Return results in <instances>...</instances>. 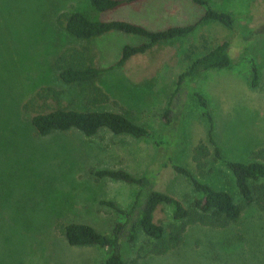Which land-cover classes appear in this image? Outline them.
I'll use <instances>...</instances> for the list:
<instances>
[{
  "label": "rangeland",
  "instance_id": "374dc122",
  "mask_svg": "<svg viewBox=\"0 0 264 264\" xmlns=\"http://www.w3.org/2000/svg\"><path fill=\"white\" fill-rule=\"evenodd\" d=\"M248 24L254 36L248 48L238 32L217 22L197 27L188 37L154 46L107 72L100 86L109 101L88 107L79 87L62 83L54 59L69 45L81 43L57 23L62 12L85 11L95 18L87 0H0V264H103L108 249L72 246L63 226L87 223L108 232L123 216L100 203L114 200L127 210L139 187L96 178L98 169L123 168L135 175L161 171L156 188L191 207L196 193L190 182L171 167L160 168L168 157L187 166L201 181L235 191L232 175L212 154L202 168L192 160L193 148L203 142L212 151L210 123L196 98L188 95L179 121L166 126L161 113L184 67L185 53L195 45L231 43L229 68L208 70L193 88L207 99L213 135L224 156L248 161L264 147V1L209 0ZM203 10L190 0H143L134 8L105 15L125 18L151 29L196 21ZM202 37L207 43L202 42ZM141 38L112 32L92 41L103 66L119 58L122 46ZM258 79L252 86V62ZM42 87L59 92L60 103L79 110H111L146 126L164 144L115 135L105 129L88 137L76 129L40 135L21 109ZM175 113V112H174ZM13 142V143H11ZM155 221L165 229L175 223L169 205L158 206ZM153 240L140 234L126 245V264H264V214L244 210L239 220L224 227L186 224L179 245L165 254L152 252Z\"/></svg>",
  "mask_w": 264,
  "mask_h": 264
},
{
  "label": "trees",
  "instance_id": "16d2710c",
  "mask_svg": "<svg viewBox=\"0 0 264 264\" xmlns=\"http://www.w3.org/2000/svg\"><path fill=\"white\" fill-rule=\"evenodd\" d=\"M143 0H87L94 15L93 18L85 11L60 13L56 20L63 29L79 44L69 45L54 59V68L58 79L67 85L79 87L85 104L96 106L109 101L107 93L100 86V80L107 72L119 69L132 57L144 54L154 46L188 37L197 27L217 22L238 32V36L248 48L254 36L253 29L238 20L230 12L214 8L209 0H190L201 7L203 13L192 23L168 25L163 29H151L144 24L125 18H110L105 15L125 9L134 8ZM264 1V0H263ZM120 32L141 38L135 44L126 43L120 50L119 58L112 64L103 66L98 60V50L92 45L96 38ZM202 42L207 43L202 37ZM203 53L194 56L197 46L191 45L185 53L186 62L174 79V86L168 96L161 113V121L169 126L179 121L182 109L191 94L196 98L202 114L208 118L210 126L207 130L208 141L212 151L203 142L193 148L192 160L198 168H202L205 159L212 154L213 159L222 162L232 175L235 191L220 188L213 182L199 180L185 165L177 164L170 157L160 166L163 169L171 167L176 173L185 177L196 193L191 207L173 195L157 189L156 179L161 171L139 176L123 168L98 169L93 171L96 178H108L115 181L138 185L130 207L125 210L114 200H101L120 215L111 229L102 233L87 223L69 222L63 226L66 241L72 246L96 245L109 250L103 264H126L124 247L134 244L140 234L153 240L152 252L165 254L176 248L181 242L182 232L186 224L197 223L209 227L224 228L239 220L247 208H254L264 214V147L254 151V158L248 161L231 160L224 156L213 135L212 118L207 108V99L193 88V84L208 70H220L230 67L232 58L229 54L231 43L224 40L212 47L203 45ZM252 65V86L258 79L257 64ZM59 92L52 87H42L33 96L23 102L21 109L29 114L27 120L30 126L40 135H48L56 131L76 129L88 137L95 136L105 129L115 135H129L134 138L149 139L162 148L166 141L156 138L152 130L141 125L119 111L111 110H79L60 103ZM175 112V113H174ZM13 143V142H11ZM161 168V169H162ZM169 205L173 225L165 229L155 221L154 215L158 206Z\"/></svg>",
  "mask_w": 264,
  "mask_h": 264
}]
</instances>
